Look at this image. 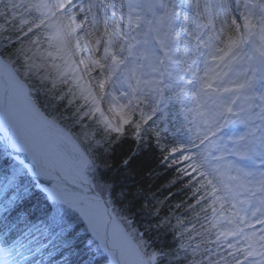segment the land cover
<instances>
[{
  "label": "snow or ice",
  "instance_id": "6c2138e0",
  "mask_svg": "<svg viewBox=\"0 0 264 264\" xmlns=\"http://www.w3.org/2000/svg\"><path fill=\"white\" fill-rule=\"evenodd\" d=\"M0 41V264H264V0H0ZM164 168L175 246L108 179Z\"/></svg>",
  "mask_w": 264,
  "mask_h": 264
},
{
  "label": "trees",
  "instance_id": "16d2710c",
  "mask_svg": "<svg viewBox=\"0 0 264 264\" xmlns=\"http://www.w3.org/2000/svg\"><path fill=\"white\" fill-rule=\"evenodd\" d=\"M131 147H134V144L128 140L117 148L116 156L110 162L115 163L120 155L127 152ZM149 159L155 164L159 157H149ZM175 175L178 174L171 173L167 168L151 177L140 174L134 178H126L124 174H118L115 170L108 174L109 182L113 183L115 187L113 200L117 205L116 207L121 213L131 218L135 222V227L145 232V237L150 238L155 245L175 246L179 243L178 234L171 228L165 229L163 226L164 220L170 219L171 223L175 225L177 216L183 218L185 223L193 218L191 210L185 207V204L191 203L192 197L190 193L185 195L187 190L184 185L172 186L171 192L168 190V186ZM141 186L147 192L148 197L143 202L138 197L133 199ZM149 200L152 201L151 204L148 203ZM153 211H158L159 215L151 214ZM157 223H161L162 227L158 229Z\"/></svg>",
  "mask_w": 264,
  "mask_h": 264
}]
</instances>
